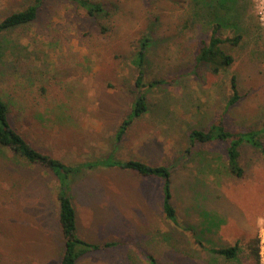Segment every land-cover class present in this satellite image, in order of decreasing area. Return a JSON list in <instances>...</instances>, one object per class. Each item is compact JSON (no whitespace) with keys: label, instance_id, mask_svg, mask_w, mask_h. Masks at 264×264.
Returning a JSON list of instances; mask_svg holds the SVG:
<instances>
[{"label":"rangeland","instance_id":"374dc122","mask_svg":"<svg viewBox=\"0 0 264 264\" xmlns=\"http://www.w3.org/2000/svg\"><path fill=\"white\" fill-rule=\"evenodd\" d=\"M96 1L110 16L89 15L72 0H0V20L40 6L36 20L0 39V95L32 144L70 165L113 154L169 167L180 224L164 212L161 178L85 165L72 182L79 235L115 245L78 264H150L149 255L163 264H264L263 153L245 144V174L236 177L225 142L192 146L189 138L191 129L223 117L229 130H261L264 140V27L256 0ZM217 10L231 14L222 36L242 35L237 46L225 45L236 61L220 74L195 59ZM144 36L151 39L146 81L171 83L146 88L149 110L118 142L136 99L132 58ZM233 75L241 98L229 105ZM57 184L51 169L0 151V264H60ZM237 243L234 259L207 249Z\"/></svg>","mask_w":264,"mask_h":264},{"label":"trees","instance_id":"16d2710c","mask_svg":"<svg viewBox=\"0 0 264 264\" xmlns=\"http://www.w3.org/2000/svg\"><path fill=\"white\" fill-rule=\"evenodd\" d=\"M72 1L94 17L110 16L111 14L104 2L96 0ZM220 2L223 6V2L225 1L221 0ZM39 10L40 6L38 3L32 4L1 19L0 39L7 32L36 20L39 16ZM215 14L217 15V21L212 27L210 37L207 41L202 40V44L198 48L195 59L198 64L208 65L212 73L220 74L227 71L236 61L235 54L227 51L225 45L237 46L242 39V35L222 36L221 29L227 24L231 14L228 13V17L226 13L223 14L218 10L215 11ZM235 15L239 17L238 13ZM106 29L107 28L104 27V30ZM150 46L151 39L148 36L142 37L132 58V64L138 71L136 77V99L132 104L130 113L117 129L116 140L118 142L124 138L133 122L149 110L146 88L149 86L155 87L171 83V80L167 78H154L150 82L146 81V69L149 60ZM231 87L233 93L229 100V105L237 103L241 98L236 75L232 76ZM189 138L192 146L198 143H209L214 141L225 142L227 144V167L229 172L236 177H243L245 174V167L241 162L242 148L245 144H250L264 155V140L262 139L261 130H256L254 128L244 131L229 130L224 123L223 117L212 122L208 128L191 129ZM1 150L12 151L31 164L51 169L56 175L58 182L56 195L60 205L58 212L59 221L65 238V249L62 253L60 264H78L81 257L87 253L115 245V242L107 244L91 243L79 235L77 210L72 195V182L74 175L83 169L85 165L90 167H98L99 165H104L105 167H118L137 171L145 177L161 178L163 180L164 212L169 220L177 225L180 224L177 216V208L173 203L172 171L169 167L165 165H152L138 159H120L113 154L98 158L94 161H87L85 164L77 166L70 165L64 160L35 147L12 123L10 104L0 95V151ZM189 150H191V148L188 149L187 152H190ZM186 229H190L194 233L195 241L206 248L202 240L197 238L193 227L188 226ZM207 249L212 253L224 256L226 259H234L239 253L240 246L237 243L233 246ZM255 257L257 261H260L258 253ZM148 259L150 264H163L154 255H149Z\"/></svg>","mask_w":264,"mask_h":264},{"label":"built area","instance_id":"2783aa9c","mask_svg":"<svg viewBox=\"0 0 264 264\" xmlns=\"http://www.w3.org/2000/svg\"><path fill=\"white\" fill-rule=\"evenodd\" d=\"M256 8H257V13L259 16V20H260V24L264 27V0H256ZM261 238H262V249H263V253L262 255H264V229L262 230V234H261Z\"/></svg>","mask_w":264,"mask_h":264}]
</instances>
